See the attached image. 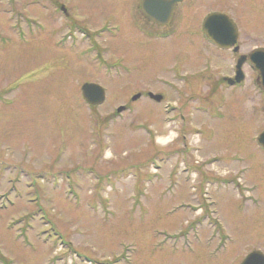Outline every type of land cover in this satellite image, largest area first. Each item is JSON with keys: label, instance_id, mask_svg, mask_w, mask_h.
Returning a JSON list of instances; mask_svg holds the SVG:
<instances>
[{"label": "rangeland", "instance_id": "obj_1", "mask_svg": "<svg viewBox=\"0 0 264 264\" xmlns=\"http://www.w3.org/2000/svg\"><path fill=\"white\" fill-rule=\"evenodd\" d=\"M130 1L44 0L41 4L42 0H30L28 5L25 0H0V264H95V258L111 259L119 253V240L124 241L120 248L133 264H232L235 256L243 259L254 248L264 249L260 220L244 218L233 223L226 215L222 226L237 240L231 249L237 251L234 257L223 251L230 242L214 228L196 231L207 238L198 249V243L172 245L166 237L190 230L195 208L204 203L196 192L202 178L196 176L191 184L181 181L172 189L171 179L165 177L169 164L153 156L182 150L185 142H175L176 127L164 124L163 108L149 100L135 103V113L126 122L108 130L101 126L113 107L128 102L132 94L159 90L155 78L172 77L176 63L177 53L171 56L169 49L161 48L155 54L152 43L127 28V15L118 7L125 10ZM207 1L195 7L198 17L209 10L234 17L241 26V53L264 46V0ZM62 9L69 15L67 20L62 19ZM78 16L76 22L91 30L102 24L122 26L120 33L112 34L113 40L102 42L107 52L101 61L118 65L114 71L129 70L126 80L109 81L95 64L79 60L86 44L73 53L55 47V40L66 30L65 22ZM187 25L185 20L182 36ZM189 36L197 53L188 49V55L194 57L179 59L188 75L204 68L207 60L214 65V75L231 73L233 56L201 50L197 28ZM220 57L226 59L218 69ZM200 59L204 61L200 63ZM86 82L106 85L109 101L89 110L81 100ZM205 88L192 83L185 90L205 97ZM167 93L166 98L171 99ZM230 101L226 121L214 123L199 116L194 123L193 127L207 131L215 128L219 137L210 141L201 130L199 136L188 135L189 147L198 144V152L193 151L190 159L201 164L214 152L225 163L208 168L209 172L227 177L243 165L250 169L246 178L251 183L253 167L264 160L258 154L257 162L249 161V155L256 152L254 134L263 131L264 95L250 86L244 95H230ZM101 139L108 141L112 153L107 150L105 157L98 158L100 147L94 142ZM141 163L140 196L133 199L129 195L136 170L126 169L132 177L115 194L97 191L90 177V167L103 175ZM153 167L167 170L158 179L152 175ZM215 194L220 200L223 193ZM228 196L237 200L236 195ZM194 238L193 234L188 240ZM193 246V251L186 248ZM140 256H144L142 263Z\"/></svg>", "mask_w": 264, "mask_h": 264}, {"label": "flooded vegetation", "instance_id": "obj_2", "mask_svg": "<svg viewBox=\"0 0 264 264\" xmlns=\"http://www.w3.org/2000/svg\"><path fill=\"white\" fill-rule=\"evenodd\" d=\"M141 1L136 2L134 0H131L125 10L123 7L122 8L118 7V8L121 11L125 12L127 15L128 18V19L126 18L127 28L133 29L135 31L139 30L140 28L144 29L148 37V42L152 43L153 45L151 48V51L153 53L159 55L160 52L158 51L161 48L169 49L171 52L170 53L171 56L177 53L175 58L176 63L173 65L172 68L173 74L172 77H169L170 82L167 84L166 79L163 78V85H159L160 88H158L160 92L155 94H162L163 96L166 97L168 96L167 92L170 93L171 95L170 105L167 106L171 114V122L169 123V126L176 127L175 129L178 130V133L175 136L174 140L176 142V139H180V141L185 142L182 150L186 151L189 150L190 148L188 146V143L186 142L185 137H183L181 134L184 132L186 125L188 123V119L192 114V112L199 114L209 122L221 123L226 121L228 119V114L225 112V110L228 109L232 103V101H230V95L237 94L238 96H241L247 92V89H249L250 86L255 87L257 85L258 74L256 71H254V69L250 65L246 64L242 68L243 74H241L240 82L237 81L236 69H234L235 67H233V65L231 66V68H233L234 70H231V73H219L218 76H216L214 74L217 73L213 72V68H214L213 63L207 60L204 68H202L196 73H193L192 75H188V73L184 71L183 68L181 67L179 59L181 58L185 59L186 57H188L189 56L188 51L192 49V47H194V45L189 40L186 34L188 33V31L192 32V29L197 28V26H195L192 22H188L187 17L189 12L196 13L195 7L198 5L200 1H204V0H177L171 20L165 26L150 21L143 14L140 7ZM207 2L203 4H207ZM253 15L254 17H256L254 13ZM197 16L198 14L196 13V17ZM185 20L186 23H188V25L186 26L187 28L186 33L182 36L183 34L182 28L184 27ZM107 25L118 26L117 24L115 25L105 24L101 26H107ZM74 26L79 27L76 25ZM87 31L89 32V30ZM163 33H171V38L169 40L162 39L160 34ZM207 41H208L207 45H201L200 43L199 46L200 49L206 52L210 51L209 53L213 52L216 53L217 55L222 56L224 50L218 47L217 49L215 46H213L214 44L212 42H210L209 40ZM171 49H174L176 51L172 53ZM192 51L194 52V54L197 53L196 52L197 50L195 49H192ZM227 52L233 54L232 50H228ZM194 54L189 57H194ZM239 56H240L239 54L237 57L234 56L232 60L237 61ZM225 59H226L225 57H220L221 61L219 63L220 65L218 66V69H220L219 68L220 66L223 68ZM203 61L204 59H200L199 62L202 63ZM192 83H200L202 86L207 87L202 91L206 94V96L204 97L203 95L198 93L189 94L190 90L186 92L185 89L187 87L189 88ZM259 91L262 95H264L263 89L259 88ZM123 96L127 97L126 95ZM173 96H175V98ZM131 105H132L131 100L125 103V106L127 108ZM94 109H96V107ZM127 112L130 113V108L127 110ZM144 123H148V122L143 121L142 124ZM182 150L176 149L170 152L163 153V154L165 153L171 154L175 163L172 168L173 175L175 176L184 175V174L186 175V172H183L182 169L188 171L186 169L188 162L186 159L181 157ZM262 155L264 156V153H262ZM249 161L253 162V160L251 159ZM224 163L225 160L223 158H220L216 153L214 152L209 153L207 154V157L202 161V163L199 164L197 176H201L203 181L209 183L210 188H212L213 186L217 187L219 184H224V183L230 184L236 179L237 177L236 174H231L227 177H219L217 176V174L211 173L208 170V168L210 167H216L219 165H223ZM182 164L184 165L183 168H182ZM249 172L250 169L248 170L247 173H245L244 176L248 177ZM261 177H264V160L262 161L261 166L253 167L252 178H254V180L251 183H249V181H246L247 184L243 185L239 183V179L236 180V182L232 183L233 185L231 184L233 187L232 189L229 190V192H224V191L222 192L223 194L220 197L221 198L220 200L218 195L213 193V191H211L210 189L208 190L207 194H202L203 197L207 198V196L209 195L210 198L207 199V201L204 203V205L206 206V211L208 212L210 208V206H207L208 203L213 205L217 204L218 206L220 203L221 206L218 208L221 211V215L218 217L219 220H221V224L223 221H225L224 215H226L227 219L233 223L244 218H249V219L257 218L264 224V183H260ZM230 194L234 196L236 195L235 197L237 200H235L232 196H228ZM222 211H224V213H222ZM206 218L210 220V218H208L207 215ZM188 234L189 232L185 231L179 234V236L180 238H183ZM219 236L223 239L230 237V243L228 247L225 249V251L232 253L234 257L237 251L232 252L231 249L235 248V246L237 245V240H235L231 236L230 232L226 234L222 229H220L219 231ZM178 237L174 238L175 242L177 241ZM203 241H205V239H203L202 242ZM260 249L261 247L254 248L251 251L246 252L245 255ZM238 257L239 255L234 257L235 259L232 262V264H240Z\"/></svg>", "mask_w": 264, "mask_h": 264}, {"label": "water", "instance_id": "obj_3", "mask_svg": "<svg viewBox=\"0 0 264 264\" xmlns=\"http://www.w3.org/2000/svg\"><path fill=\"white\" fill-rule=\"evenodd\" d=\"M225 23H228L226 19H224ZM251 60L253 63L257 65V67L261 70V77L259 83L264 86V53H256L252 56ZM99 86L94 84H87L84 87V96L85 98L90 101L92 104L99 103V99L95 98V94H99ZM262 142L264 143V135L262 136ZM260 259L257 257L256 254H253L248 257V259L244 262V264H256Z\"/></svg>", "mask_w": 264, "mask_h": 264}, {"label": "bare ground", "instance_id": "obj_4", "mask_svg": "<svg viewBox=\"0 0 264 264\" xmlns=\"http://www.w3.org/2000/svg\"><path fill=\"white\" fill-rule=\"evenodd\" d=\"M187 19H188V22H195L196 21V13L195 12H189L188 13V17H187ZM116 93V91H114V94ZM118 93V92H117ZM114 97H116V95H114ZM220 142H222V140H220ZM111 154V153H110ZM249 158L251 159V160H253L254 162L256 161L257 162V156L254 154V153H251L250 155H249ZM118 203L120 204V202L118 201ZM140 258H141V263L144 261V256H140Z\"/></svg>", "mask_w": 264, "mask_h": 264}]
</instances>
